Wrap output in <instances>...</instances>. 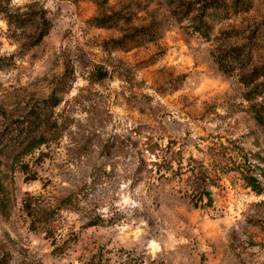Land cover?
<instances>
[{"label":"rangeland","instance_id":"374dc122","mask_svg":"<svg viewBox=\"0 0 264 264\" xmlns=\"http://www.w3.org/2000/svg\"><path fill=\"white\" fill-rule=\"evenodd\" d=\"M0 184V264H264V0H0Z\"/></svg>","mask_w":264,"mask_h":264},{"label":"trees","instance_id":"16d2710c","mask_svg":"<svg viewBox=\"0 0 264 264\" xmlns=\"http://www.w3.org/2000/svg\"><path fill=\"white\" fill-rule=\"evenodd\" d=\"M143 32H145L143 30ZM44 37V36H43ZM240 49H237L236 51H239ZM224 61L225 60H218V63L223 66L224 65ZM253 77L259 76L257 73H255V71L252 73ZM36 111V112H35ZM34 111V117L35 120L39 121L40 125L44 126V129L42 130V132H40L39 134L37 132H35V134H32L33 136L28 140V145L25 146V148L22 149V156H29L30 154H32L36 149L44 146L45 144H47L49 142V136L51 134V128L49 126L50 124V119L46 118V120L43 119L41 112H43V110L41 109H35ZM242 177L244 179V181L246 183H248V185L250 186H254L255 185V180L252 178V176L250 175H245L242 174ZM200 182V184L197 186V190H195V192L197 193V195L199 194V190L203 189L206 191V187L208 186V184L211 182L209 180V177H206L204 175L199 176L197 178V183ZM206 199H208L209 202H211L212 198H211V193L206 192ZM195 198V197H194ZM198 201H203V197L201 194H199V197L197 198ZM7 209H8V200L6 195L4 194V188L2 186V184H0V212L2 213V215H6L7 213Z\"/></svg>","mask_w":264,"mask_h":264}]
</instances>
